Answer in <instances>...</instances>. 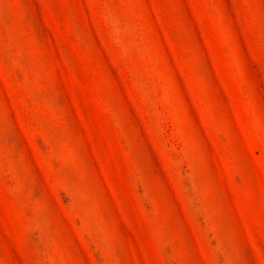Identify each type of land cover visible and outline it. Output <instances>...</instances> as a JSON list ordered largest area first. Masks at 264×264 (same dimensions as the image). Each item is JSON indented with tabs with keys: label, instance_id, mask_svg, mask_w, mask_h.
I'll return each mask as SVG.
<instances>
[{
	"label": "rangeland",
	"instance_id": "374dc122",
	"mask_svg": "<svg viewBox=\"0 0 264 264\" xmlns=\"http://www.w3.org/2000/svg\"><path fill=\"white\" fill-rule=\"evenodd\" d=\"M0 264H264V0H0Z\"/></svg>",
	"mask_w": 264,
	"mask_h": 264
}]
</instances>
